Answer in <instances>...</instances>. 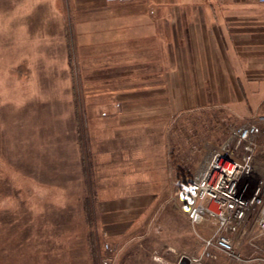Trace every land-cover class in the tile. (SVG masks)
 <instances>
[{
	"label": "rangeland",
	"instance_id": "rangeland-1",
	"mask_svg": "<svg viewBox=\"0 0 264 264\" xmlns=\"http://www.w3.org/2000/svg\"><path fill=\"white\" fill-rule=\"evenodd\" d=\"M79 1L0 0V264H101L104 258L114 264H183L181 256L190 264H258L206 252L196 235L210 238L216 221L195 225L192 233L176 194L187 177L207 167L214 152L223 146L234 150L235 130L255 124L252 173L239 180L237 191L250 198L258 189L264 199V122H257L264 116V84L242 78L237 99L182 108L151 125L128 127L119 121L123 110L143 107L127 95L103 90L83 107L88 88L83 92L82 82L90 68L96 72L97 58L111 51L105 45L112 38L106 32L111 16L143 12L146 6L103 0L102 9ZM101 28L105 33H90ZM143 53L136 55L141 64ZM101 69L102 79L111 73ZM161 103L153 100L152 106ZM98 107L106 118L92 112ZM134 137L141 148H131ZM93 143L97 148L90 149ZM116 147L125 148L124 155L115 157ZM133 152L141 162L151 159L150 180L127 181L114 165L131 163ZM242 154L237 149L233 158ZM113 200L133 208L119 251L103 226L110 216L103 209ZM256 214L249 215L253 235ZM256 243V254L246 245L237 249L244 257L264 256V235Z\"/></svg>",
	"mask_w": 264,
	"mask_h": 264
},
{
	"label": "crops",
	"instance_id": "crops-1",
	"mask_svg": "<svg viewBox=\"0 0 264 264\" xmlns=\"http://www.w3.org/2000/svg\"><path fill=\"white\" fill-rule=\"evenodd\" d=\"M80 1L86 6L101 5L102 9L107 3L103 0ZM139 3L146 6L145 11L111 16L112 25L106 32H110L112 38L105 42L111 51L97 58L96 72L92 74L94 67L90 68L82 82V91L88 88L82 97L83 107L84 101L92 99L90 95L103 90L127 95L131 101H142L143 107L123 110L119 121L123 120L128 127L151 125L182 108L205 104L209 100L237 99V86L242 78L250 84H264V0H135L128 5ZM120 21L122 25H118ZM91 30L90 33L97 35L102 28ZM84 31L81 30L82 35H89ZM141 53L142 64L136 59ZM100 68L103 72L110 68L111 73L105 72L102 79L97 75ZM248 69L252 71L248 72ZM158 93L160 99L156 100ZM67 99L73 101L69 93ZM153 100L163 103L152 106ZM84 109L86 115L88 111ZM102 110L92 108V112L98 114L100 111L106 118L107 112ZM69 116H73V112ZM66 130L73 133L71 126ZM138 144L134 137L131 148L136 149ZM91 147L97 148L94 143ZM115 149V157L118 158L116 153L120 157L124 155L125 148ZM133 154L131 163L114 164L111 160L110 164L120 166L127 181L150 180L147 174L151 171L147 169L152 164L151 159L141 162L135 158L138 153ZM141 165L144 169L137 168ZM117 173L115 169L113 175ZM107 208L105 206L103 210L110 216L106 217L103 226L110 228L111 238L119 251L125 230L133 222V208L130 203L119 200H113L111 208ZM189 226L194 233V226Z\"/></svg>",
	"mask_w": 264,
	"mask_h": 264
},
{
	"label": "built area",
	"instance_id": "built-area-1",
	"mask_svg": "<svg viewBox=\"0 0 264 264\" xmlns=\"http://www.w3.org/2000/svg\"><path fill=\"white\" fill-rule=\"evenodd\" d=\"M257 122L263 123L264 116L259 117ZM258 134L259 127L255 124L235 130L234 150L223 146L214 152L200 174L184 181L176 194V203L182 216L192 226L205 221H216V230L210 238L197 235L206 252H220L232 259L264 264L263 255L253 256L260 251L256 241L264 235V199L259 196L258 189L250 198L243 197L237 191L239 180L252 173L250 163L255 150L252 138ZM237 149L243 153L238 160L233 158ZM252 210L257 212V232L254 235L249 226ZM240 245L254 249L255 254L244 257L237 249ZM101 264L114 262L112 258H104Z\"/></svg>",
	"mask_w": 264,
	"mask_h": 264
},
{
	"label": "water",
	"instance_id": "water-1",
	"mask_svg": "<svg viewBox=\"0 0 264 264\" xmlns=\"http://www.w3.org/2000/svg\"><path fill=\"white\" fill-rule=\"evenodd\" d=\"M179 261L182 262L183 264H190V261L185 256H181Z\"/></svg>",
	"mask_w": 264,
	"mask_h": 264
}]
</instances>
